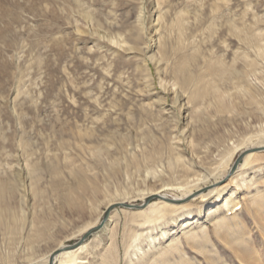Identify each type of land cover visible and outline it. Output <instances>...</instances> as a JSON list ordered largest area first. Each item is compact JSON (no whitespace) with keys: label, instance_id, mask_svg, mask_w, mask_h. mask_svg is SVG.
<instances>
[{"label":"rangeland","instance_id":"rangeland-1","mask_svg":"<svg viewBox=\"0 0 264 264\" xmlns=\"http://www.w3.org/2000/svg\"><path fill=\"white\" fill-rule=\"evenodd\" d=\"M153 4L154 0H0V177L7 178L22 168L18 140L20 137L28 139L32 147L30 150L36 152L33 160L41 167L40 185L45 195L36 211L49 212L53 221L44 238L35 245L32 264H43L42 260L59 244L77 242L85 225L101 222L105 211L102 196V199L98 197L101 202L95 212L88 209L81 214H73L71 210L63 208L50 189L52 177L48 167L52 164L61 172L63 181L70 184V169L82 170L94 165L93 150L95 147L105 148L104 140L114 143L109 146L110 158H119L122 155L118 144L122 137L127 138L125 147L128 150L139 152L138 146L144 141L141 133L150 132L159 140L163 152H166L169 144L173 147L180 161L185 163L183 165L189 168L190 178L197 175L203 177L209 176L216 163L223 156L228 158L229 153L248 136L249 128L245 126L249 121L248 116L237 113L229 115L226 120L232 119L230 123L212 116L214 113L211 109L205 110V114L213 118L211 134L218 139L211 136L212 142L207 141L206 148L197 150L202 162L194 157L186 141L184 116L187 114L181 112L179 119L175 112V118L179 120L176 125L173 124L167 112L172 107L173 94L164 91L156 66L150 61L156 40L150 30L155 18L152 14ZM216 4L220 6L216 17L227 14L238 19L245 15L246 24L253 25L258 20L259 28L264 29V0H168V6L163 10H167L170 16L179 9H186L191 24L198 13L208 20L212 14L211 7ZM226 4L230 9L225 7ZM85 11L91 13V22L86 20ZM139 19H142L140 25ZM221 22L220 18L216 19L214 25ZM140 26L144 30H140ZM213 29L218 31L220 27L214 26ZM109 32L111 35L121 34L127 45L121 49L107 37L103 38V34ZM206 37V34L201 35L202 45H205ZM230 44L233 52L236 51V43ZM205 48H202L203 53ZM231 58V51L225 53L226 61ZM146 62L149 67L145 68ZM196 67L193 65L192 69ZM260 70V73L264 71V65ZM253 79L252 83H257ZM225 84L222 87L227 86ZM163 97L167 101L165 105L158 103ZM110 106L115 109L112 110ZM240 152L241 149L234 153L230 164L241 155ZM256 152H262L264 158V146ZM165 155L154 166L158 173L156 176L134 173L128 181L124 176L117 177L107 183V188L112 193L128 186L136 192V189L147 186L159 189L163 183H181L179 178L169 176ZM259 163L264 166V160ZM245 171L250 178L259 174L258 183L250 189L246 186L237 188L233 183L227 186V190L237 191V200L241 201L236 216H227L231 233L223 230L216 233L213 224L202 215L198 226L203 224L207 227L209 241L200 251L186 244L182 238V253L179 256L186 264H264V172L258 173L249 168ZM234 173L224 175L216 184L211 183L186 198L185 203H192L189 209L194 213L193 217H198L197 211L200 209H206L202 207L203 204L208 208L212 206L211 203H217L213 195L207 197L206 203L200 196L210 189L228 184ZM94 174L95 171L88 172L89 177ZM257 190L258 197L255 195ZM247 192L260 202L258 210L249 202ZM163 193L169 198H180L182 195L173 188ZM20 195L13 201L28 216L34 210L33 201L29 195L22 198ZM130 197L127 204H143L136 195ZM124 208L114 205L110 213L114 212L113 219L105 223L108 227L115 222L120 225L118 264H127L129 258L122 243L124 213L121 209ZM156 227L153 235L160 231ZM102 229L98 234L102 241L100 250L107 245L108 238V232ZM165 229L172 234L177 227L168 220ZM142 231L146 233L148 229ZM164 241L166 239L161 240L163 245ZM141 247L146 248V243L142 241ZM27 249L23 240L9 244L0 225V264H5L3 260L10 257L20 264ZM100 250L95 249L94 245L89 247L91 255L87 257L88 264H99L97 256ZM132 251L129 250L130 255ZM248 254L251 260L243 262L239 259L238 255L247 257ZM130 257L133 262L136 261L135 257ZM169 258L168 264L181 262L178 255ZM156 264L167 263L159 259Z\"/></svg>","mask_w":264,"mask_h":264},{"label":"bare ground","instance_id":"bare-ground-1","mask_svg":"<svg viewBox=\"0 0 264 264\" xmlns=\"http://www.w3.org/2000/svg\"><path fill=\"white\" fill-rule=\"evenodd\" d=\"M167 3L168 0H154L152 6V14L155 18L150 30L153 31V37H156V40L150 61L156 66L159 83L164 91L173 94L172 107L167 110L172 122L174 121L173 124L178 123L177 120L180 119L181 112L187 114L186 117L184 116L187 129L186 141L192 154L201 161L200 153L197 150L206 148L207 141L212 142L214 137L211 134L213 118L210 115L207 116L205 110L207 112L211 109L214 113L212 116L219 117L220 121L223 119L227 121L226 117L236 113L246 115L249 121L245 126L249 130L248 136L232 152L230 151L228 158L223 156L216 163L213 170H210L209 176L197 175L190 178L189 168L180 161L173 147L169 144L166 152H163L164 149L159 140L150 132L141 133V138L144 141L141 146H138L139 152L128 150L125 147L128 143L127 138L122 137L118 144L122 155L119 158L112 156L110 158L109 146L114 143L104 140L105 148L95 147L93 150L94 165L82 170L70 169L72 176L70 184L63 181L61 172L55 165L52 164L48 167L50 177H52L49 185L53 196L63 208L71 210L73 214H81L88 209L95 212L101 202L98 197L101 198V196L104 199V210L115 204L128 206L121 209L124 213L122 243L125 255H130L129 250H133L131 255L135 257L136 261L133 262L131 255H128L127 264H156L159 259L168 264L169 257H175V255H178V259L180 258V264H186L179 256L182 253V238L186 244L201 251L204 244L209 241L207 227L203 224L198 226L199 220L203 217L213 224L216 233L221 230L231 233L232 228L228 223L227 216L233 215V218L236 216V212L241 208V201L237 200V191L227 190V186L233 183L237 188L246 186L247 189H250L258 183L259 174L250 178L245 169L256 170L258 173L264 172V166L259 163L264 160L263 153L256 152L257 149L264 146V71L260 73L261 65H264V29L259 28L258 20H255L253 25L246 24L245 15L238 19L227 14L216 17L215 14L220 9L218 4L211 7L212 14L208 20L201 18V14L198 13L195 15L194 22L190 24L186 9H179L173 15L168 16V11L164 12L163 10L165 6H168ZM225 7L228 8V5L226 4ZM85 17L90 22L93 20L90 12L85 11ZM219 18L223 23L214 25L215 20ZM210 19L211 21H209ZM140 21L142 19H139V25ZM141 26L140 30H144ZM214 26L220 27V29L216 31L213 29ZM109 34H103L104 37H102H107V40H111V43L114 42L121 49L127 45L121 34H110L111 36ZM203 34L207 36L205 45L201 43ZM233 42L238 47L234 52L230 47V43ZM204 46H206L205 53L202 50ZM229 50L232 58L230 61H226L225 53L230 52ZM193 65L197 66L195 70L192 69ZM146 67H149V63ZM252 79L257 83H252ZM224 83L227 86L222 87ZM166 102L163 97L159 99L158 103L165 105ZM114 107L110 106L113 108L112 110L115 109ZM142 110L146 112L144 108ZM175 112L178 113L179 119L175 118ZM228 121L232 123V119ZM169 126L172 127V124ZM211 136L213 137L211 138ZM214 138L218 139V137ZM30 146L28 139L19 138L18 148L23 161L22 168L9 177H7L8 174L5 175L7 178L0 177V225L9 244L23 240L28 248L20 264H32V257L36 251L35 245L44 238L53 223L49 212L43 210L39 213L36 211L40 202L44 201L45 195L40 185L41 167L38 162L33 160L36 152L31 151L32 147L30 148ZM239 149H241L240 153L245 155L237 171L233 172L234 175L228 184L210 189L207 194L200 196L206 203L207 197L213 195L212 197L217 203L214 205L211 203L212 206L208 208L206 204H203L202 207L206 209H200L197 211L198 217H193L194 213L189 209L192 203H185L186 198L211 183L216 184L224 175L227 176L233 165L230 164L231 158ZM164 154L168 160L167 172L169 170V176L173 179L179 178L181 183H163L159 189L147 186L144 189H136V192L129 189L128 186L121 190L116 189L112 193L107 188V183L117 177L124 176L128 181L134 173H142L146 177L156 176L158 173L154 170V166L162 160ZM94 171V176L89 177L88 172ZM191 175L193 174L191 173ZM170 188L182 192L180 198H169L167 194L163 193ZM19 194H21L20 198L29 195L33 201L34 210L28 216L13 201ZM258 194L257 190L255 195ZM132 195L139 197L143 201L142 203L148 199L149 202L144 206L142 204H127ZM246 195L250 198L249 202L258 210L260 202L255 200L253 195L251 197L250 193L247 192ZM130 206L136 207L130 208ZM113 216L114 212L110 217L108 216V219H113ZM168 220H171L177 227L176 232L172 234L165 229ZM192 220L194 222H190ZM99 223L91 222L85 225L80 231V238ZM194 224L196 227L198 226L197 230H195L196 227H192ZM156 226L160 228V231L153 235ZM102 228L108 232L107 245L102 250L99 249L102 245L99 238L100 229L97 231L98 233L96 232L97 234L91 235V239H89L90 236L75 249L63 250L62 248L66 245L59 244L48 253L42 263L88 264L87 257L91 255L88 250L91 245H94L95 249L100 250L97 256L100 260L99 264H118L117 246L120 225L115 222L113 226L105 225ZM143 229H148V231L144 233ZM165 239L163 245L161 240ZM142 241L146 243V248L141 247ZM55 252L57 253L55 254ZM248 255L247 257L238 256L240 260L247 262L251 260V255ZM3 261L5 264H17L13 257L5 258Z\"/></svg>","mask_w":264,"mask_h":264},{"label":"water","instance_id":"water-1","mask_svg":"<svg viewBox=\"0 0 264 264\" xmlns=\"http://www.w3.org/2000/svg\"><path fill=\"white\" fill-rule=\"evenodd\" d=\"M244 154H241L239 155L236 160L234 161L230 171H229V174L228 175H231L233 174V172L235 171V169L237 168V166L239 165L240 161L242 160ZM149 202V199L147 201H145L142 206H144L145 204H147ZM115 205H119V206H123V207H128L126 205H120V204H115ZM114 205L108 207L104 213H103V216H102V220L101 222L94 228L88 230L85 234H83V236L77 241L75 242L74 244H71V245H66L64 248H62L63 250H70V249H75L77 248L79 245H81L84 241H86L91 235H93L94 233H96L97 231H99L103 226L104 224L106 223V221L108 220V216H109V213L111 212V210L113 209ZM132 207H136V206H130V208ZM57 252H55L56 254ZM54 254V255H55Z\"/></svg>","mask_w":264,"mask_h":264}]
</instances>
